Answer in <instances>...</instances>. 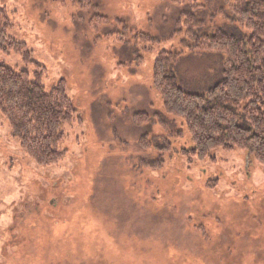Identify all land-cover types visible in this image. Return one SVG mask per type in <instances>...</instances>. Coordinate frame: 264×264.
I'll list each match as a JSON object with an SVG mask.
<instances>
[{
  "label": "rangeland",
  "instance_id": "374dc122",
  "mask_svg": "<svg viewBox=\"0 0 264 264\" xmlns=\"http://www.w3.org/2000/svg\"><path fill=\"white\" fill-rule=\"evenodd\" d=\"M195 4L0 0L7 37L30 52L24 61L0 51V65L31 78L41 66L45 92L63 80L76 111L62 126L64 159L45 167L0 113V264H264V166L245 150L184 155L186 126L164 113L152 83L162 51L179 54L170 72L188 93L220 77L225 55L187 50L181 14H195L199 38L248 35L224 0ZM139 113L147 123H135Z\"/></svg>",
  "mask_w": 264,
  "mask_h": 264
},
{
  "label": "trees",
  "instance_id": "16d2710c",
  "mask_svg": "<svg viewBox=\"0 0 264 264\" xmlns=\"http://www.w3.org/2000/svg\"><path fill=\"white\" fill-rule=\"evenodd\" d=\"M190 1L192 10L202 7ZM224 1L231 15L229 20L248 35L236 37L219 31L199 38L195 35L199 26L195 14H181L177 21L179 28L185 22V43H192L187 50L225 55L216 83L205 94L184 91L170 72L179 54L165 51L154 60L152 83L162 99L164 113L186 126L192 147L182 149L184 155L202 160L214 149L245 150L264 166V0ZM6 18L1 11L0 51L14 52L28 61L30 52L25 44L7 37L11 25ZM94 21L107 23L100 15ZM135 37L142 43L153 41L142 33ZM117 41L128 43L124 34H119ZM36 68L39 72L31 78L24 71L0 65V113L21 149L37 165L45 167L64 159L66 152L60 148L64 139L62 126L72 122L76 111L65 94L64 81L45 92L40 80L44 69ZM133 119L137 124L149 120L146 113L136 114ZM141 144L148 148L144 140Z\"/></svg>",
  "mask_w": 264,
  "mask_h": 264
}]
</instances>
